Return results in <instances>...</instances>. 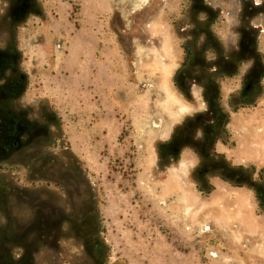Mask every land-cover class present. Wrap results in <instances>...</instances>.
I'll return each instance as SVG.
<instances>
[{
  "label": "rangeland",
  "instance_id": "374dc122",
  "mask_svg": "<svg viewBox=\"0 0 264 264\" xmlns=\"http://www.w3.org/2000/svg\"><path fill=\"white\" fill-rule=\"evenodd\" d=\"M33 1L12 24L20 3L0 0V50L13 47L25 76L11 109L37 135L0 158V189L15 233L31 226V264H264V0ZM165 43L189 109L170 125L166 74L150 64ZM113 73L134 102L109 114ZM204 84L225 114L212 160L192 142L177 158L173 137L206 109ZM80 98L102 111L83 113ZM44 220L63 231L55 244L36 242Z\"/></svg>",
  "mask_w": 264,
  "mask_h": 264
},
{
  "label": "flooded vegetation",
  "instance_id": "af4514ba",
  "mask_svg": "<svg viewBox=\"0 0 264 264\" xmlns=\"http://www.w3.org/2000/svg\"><path fill=\"white\" fill-rule=\"evenodd\" d=\"M20 3L19 9L11 11V23L14 24L18 18L24 13H28L32 10L33 0H17ZM10 13V12H9ZM243 36V43H244ZM251 42V41H250ZM245 43H247L245 41ZM6 50H0V158H7L10 155L19 153L22 150L21 137L27 136V139L34 140L37 138L34 132L28 131L23 118L15 114L11 109L12 102L18 99L23 91L25 76L18 70L16 54L13 52V47L8 45ZM244 50H246L244 48ZM191 57L186 64L188 66L190 60H192V49L190 50ZM235 58V57H234ZM258 62L257 65H259ZM257 74V73H256ZM255 73L251 74V78L248 80V86L245 87L243 95L240 100L246 101L250 97L248 94L254 90V84L260 82L261 76H257ZM202 79V78H201ZM181 82V81H180ZM183 82V81H182ZM215 90L208 84H204L206 109L200 112L195 120L189 123L188 127L184 128L180 132H176L172 140V149L170 153L177 157L180 144H192L198 149L200 157L204 160L211 159V148L216 141V138L221 133L223 126V120L225 114L220 109L218 101V89ZM199 140H194L193 136L196 134L197 129ZM7 192L0 189V203H4V207L0 205V213L6 218ZM7 219V218H6ZM6 225L0 227V264H31V251L35 249V243L28 244L27 240L30 237L32 231L31 226L27 227L22 234H16L11 228L10 222L7 219ZM36 242L40 243L41 240L55 244L62 236L63 231L61 227L52 224V222L38 221L34 225ZM16 243H24V250L20 255L14 256L12 254L13 246ZM28 244V246H27ZM95 256V255H94ZM96 260V259H94Z\"/></svg>",
  "mask_w": 264,
  "mask_h": 264
},
{
  "label": "crops",
  "instance_id": "0c3cea01",
  "mask_svg": "<svg viewBox=\"0 0 264 264\" xmlns=\"http://www.w3.org/2000/svg\"><path fill=\"white\" fill-rule=\"evenodd\" d=\"M154 53H155L154 54L155 56L153 57V61L150 62V64L152 65L151 67L157 69V71L160 73L164 72L166 74L167 80L162 82V84H164V90L167 91L169 95V106H168L169 112L167 114L168 116H166L165 118H167V122H166L167 125H170V124H173L174 121L176 122L182 116V113L189 111L188 103L185 102L181 97H179L178 94L169 85L168 80H169L172 70L177 65V61L172 60L169 62L167 60L165 63L162 61L161 59L162 57L171 55V52L168 49L166 43L162 47V49L159 48ZM80 69L81 68L79 66L74 67L73 72L74 70H80ZM154 73L156 74V71ZM113 74L114 75L112 78H109V80L107 79L103 82V86H104L103 90L106 93L105 100L102 101L104 103L103 110H107L109 114H111L110 112L111 110L112 112H116L119 106L121 109H125L124 104L120 102V99L122 98L126 99L128 103H131V105H133V102H134L133 93L131 97L123 96V93H124L123 91H125L126 89H130V88L132 89V87L129 86L130 80L125 77H119V74L117 73H113ZM83 95H86V94L83 93ZM100 101H101V98L99 99V102ZM96 103H98V100H95V102H93L92 99L90 98H80L78 100V105H79L78 109L80 111H83V113H86L87 111H95L94 109H100V111H102V108L96 105ZM90 115H93V114H90Z\"/></svg>",
  "mask_w": 264,
  "mask_h": 264
},
{
  "label": "trees",
  "instance_id": "16d2710c",
  "mask_svg": "<svg viewBox=\"0 0 264 264\" xmlns=\"http://www.w3.org/2000/svg\"><path fill=\"white\" fill-rule=\"evenodd\" d=\"M190 52V51H189ZM191 57V53H188L187 57H186V60L184 61L183 65L185 66L187 63H188V60L190 59Z\"/></svg>",
  "mask_w": 264,
  "mask_h": 264
}]
</instances>
